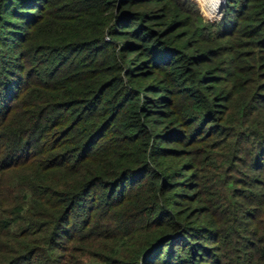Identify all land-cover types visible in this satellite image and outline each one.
Wrapping results in <instances>:
<instances>
[{"label": "trees", "instance_id": "trees-1", "mask_svg": "<svg viewBox=\"0 0 264 264\" xmlns=\"http://www.w3.org/2000/svg\"><path fill=\"white\" fill-rule=\"evenodd\" d=\"M99 263L264 264V0H0V264Z\"/></svg>", "mask_w": 264, "mask_h": 264}, {"label": "rangeland", "instance_id": "rangeland-1", "mask_svg": "<svg viewBox=\"0 0 264 264\" xmlns=\"http://www.w3.org/2000/svg\"><path fill=\"white\" fill-rule=\"evenodd\" d=\"M197 2H198V7L200 8L201 12L203 13V15L206 18L216 19V18H219L221 16L222 8H223L221 0H216V4H214V5L209 3L208 0H197ZM207 7H210L211 9H213V11H214L213 15H210L207 12V10H206ZM99 264H106V263H99Z\"/></svg>", "mask_w": 264, "mask_h": 264}, {"label": "water", "instance_id": "water-1", "mask_svg": "<svg viewBox=\"0 0 264 264\" xmlns=\"http://www.w3.org/2000/svg\"><path fill=\"white\" fill-rule=\"evenodd\" d=\"M221 2H222V7L224 6V2H225V0H221Z\"/></svg>", "mask_w": 264, "mask_h": 264}]
</instances>
